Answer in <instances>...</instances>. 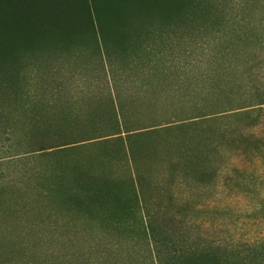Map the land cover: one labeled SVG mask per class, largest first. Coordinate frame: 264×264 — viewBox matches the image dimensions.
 Instances as JSON below:
<instances>
[{
    "label": "trees",
    "instance_id": "1",
    "mask_svg": "<svg viewBox=\"0 0 264 264\" xmlns=\"http://www.w3.org/2000/svg\"><path fill=\"white\" fill-rule=\"evenodd\" d=\"M146 1L0 0V59L17 45L82 32L95 33L111 57L105 17ZM235 10L233 0H190L183 14L163 16L164 27L139 33L135 48L153 60L147 49L155 35L170 46L182 44L186 55L189 47L209 43L205 52L214 44L211 53L226 58L234 45L261 42ZM121 62L124 67L106 61L100 84L88 86L83 71L37 84L22 75L33 64L0 61V190H27L22 183L36 176L43 201L58 193L72 210L103 218L112 210L113 222L147 238L155 264H264V241L242 246L202 239L184 217L197 209L199 189L217 187L227 158L264 149L263 139L245 132L263 121L262 61ZM122 69L130 70V85L120 83ZM39 90L48 93L41 97ZM93 145L102 161L128 167L126 195L92 171L93 161L65 158ZM33 162L43 166L29 168Z\"/></svg>",
    "mask_w": 264,
    "mask_h": 264
},
{
    "label": "rangeland",
    "instance_id": "2",
    "mask_svg": "<svg viewBox=\"0 0 264 264\" xmlns=\"http://www.w3.org/2000/svg\"><path fill=\"white\" fill-rule=\"evenodd\" d=\"M171 1L147 0L142 5L108 13L105 18L112 37L111 57L105 54L95 33L82 32L17 45L0 61L33 64L34 71L25 69L22 75L31 77L30 82L37 84L55 77L69 80L72 72H75V79L83 71L88 86L98 85L106 61H119L121 67H124L121 61H262L260 77L264 79V0H233L235 12L241 14L247 30L260 37L261 42L251 38L241 47L233 44L228 57L219 58L211 53L214 44L205 52L203 48L209 43H204L202 48L189 47L192 52L186 55L182 44L170 46L153 35L147 49L153 60L148 59L135 48V45L141 47L139 33H152L157 26L164 27L161 25L168 22L163 16L183 14L185 5L190 2L173 0L176 4L170 5ZM170 8L177 9L171 11ZM59 69L64 71L59 73ZM129 71L122 69L118 75L122 77L119 81L123 86L131 84L125 82ZM96 92L100 94L101 90ZM46 93L39 90L38 95L43 97ZM262 109V123L245 132L251 131L264 140V105ZM76 110L82 113L79 107ZM65 158L85 165L93 161L92 171L109 177L123 195L127 194L128 167L117 160L102 161L99 145L73 151ZM33 166L43 165L39 162L28 165L29 168ZM151 166L148 163L146 168L149 170ZM42 170L46 177L51 175L47 169ZM9 171L15 172L13 168ZM38 183L35 176L22 183L28 186L27 190L16 187L0 190V264H155L147 238L138 229L128 231L113 222L112 210H108L104 218L92 211L72 210L61 203L63 198L58 193H54L51 200L43 201L36 191ZM13 191L20 201L17 205L12 199ZM196 196L197 209L184 217L197 236L242 246L264 241V149L258 154L250 151L227 158L217 187L201 188Z\"/></svg>",
    "mask_w": 264,
    "mask_h": 264
}]
</instances>
